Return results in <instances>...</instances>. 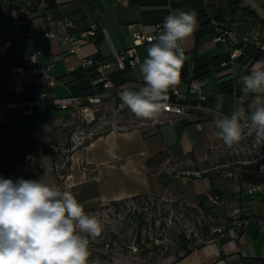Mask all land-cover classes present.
I'll return each mask as SVG.
<instances>
[{
    "label": "crops",
    "instance_id": "crops-1",
    "mask_svg": "<svg viewBox=\"0 0 264 264\" xmlns=\"http://www.w3.org/2000/svg\"><path fill=\"white\" fill-rule=\"evenodd\" d=\"M3 3L10 4V12L14 6H29L41 28L55 34V37L42 41L38 48L40 63H53L49 74L57 84L51 95H55L53 92L62 85L65 91L62 96L70 94L69 74L81 68L78 65L82 58L92 56L108 61L115 53L133 45L129 25L150 32L155 25L162 27L164 18L175 10H196L198 28L185 42V82L179 83L186 84L195 78V58L206 56L221 60L204 77L207 82L202 90L205 98L202 105L206 110L191 109L189 118L175 119L154 129L136 126L96 135L79 146H72L63 170L58 172L52 167L50 170L48 165L45 168L41 166L43 161L55 163H51L49 156L42 152L48 149L56 151L61 147L69 151V133L78 129L82 122L78 113L73 111L53 118L49 111L52 105L45 102L32 116L26 117V120L36 118L37 113L43 110L46 113L45 122L37 126L39 138L35 140L16 143L24 118L10 124L0 120L1 173L4 178L15 181L25 179V166L33 167L28 179L43 178L51 186L71 191L88 214L99 204L142 195L173 198L207 196L205 204L210 208H226V214L220 219L225 240H210L170 264H264V225L255 222L264 220V192L248 195L245 191L247 183H242L238 176L195 175L197 177L191 178L193 173L187 170L192 161L204 162L212 154H226L235 147L228 148L215 137L214 117L207 109H215L219 105L220 111L229 115L242 95L240 76L248 74L252 66L258 64L254 62L257 54L251 45L243 47L242 55L230 62V45L214 41L216 32L210 29L209 20L220 21L238 36L249 37L259 29L264 39V0H0V6ZM11 15L0 26L11 34H17L18 23ZM46 16L55 20L68 18L78 31L93 26L95 34L88 37L89 42L79 53H71L70 43L57 36L58 22L46 23ZM112 45L114 50L110 47ZM141 46H137L136 51ZM29 51L22 39L7 38L0 42V73H7L8 83L16 90L8 97L0 84V100H24L29 96L24 91V82H30L33 76L20 61V55ZM145 58L142 56L139 62ZM120 79H123L119 84L122 88L126 86L135 90L142 86L139 64L121 73ZM183 101L196 105L198 98L189 93ZM25 128H29L28 122ZM25 157L30 161L25 163ZM217 180L223 184L218 185ZM211 191L218 192L219 198L211 197ZM231 208L240 209L241 216L248 220L247 226L233 241L227 237V231L232 227L229 219ZM88 264L102 263L90 254Z\"/></svg>",
    "mask_w": 264,
    "mask_h": 264
},
{
    "label": "clouds",
    "instance_id": "clouds-1",
    "mask_svg": "<svg viewBox=\"0 0 264 264\" xmlns=\"http://www.w3.org/2000/svg\"><path fill=\"white\" fill-rule=\"evenodd\" d=\"M198 13L175 10L152 37L139 63L143 84L123 87L120 100L137 118L157 122L168 107L169 90L180 82L185 42L198 28ZM114 50V45L110 46ZM242 95L229 115L211 112L215 137L228 148L245 137L264 142V62L240 76ZM102 231L71 192L41 180L0 177V264H88L90 237Z\"/></svg>",
    "mask_w": 264,
    "mask_h": 264
},
{
    "label": "rangeland",
    "instance_id": "rangeland-1",
    "mask_svg": "<svg viewBox=\"0 0 264 264\" xmlns=\"http://www.w3.org/2000/svg\"><path fill=\"white\" fill-rule=\"evenodd\" d=\"M0 8L1 25L12 11L10 12V4L7 3H3ZM149 46L150 44H146L138 48L139 60L142 56L147 57ZM78 66H81V60ZM7 77L6 72H1L0 84L2 91L11 97L16 90L8 83ZM63 89L64 87L59 85L53 96H62L65 93ZM49 111L54 118L67 115L72 109H57L51 106ZM45 114L43 110L37 113L36 118H24L16 143H19V140L39 138L37 126L45 122ZM148 121L137 118L124 105L119 106L115 101L104 100L97 106L92 122H82L78 129L69 133V151H65L64 147L57 149L53 152L54 165L43 161L41 166L45 168L48 165L50 170L52 167L54 171L61 172L63 164L67 162L73 150L72 146H79L88 139L109 131L136 126L147 127ZM27 122L28 129L25 128ZM259 161L261 167L264 166V142L257 143L254 137H247L226 154H212L204 162L192 161L187 170L193 173L190 174L193 178L225 177L229 172H240V166L244 164ZM216 183L223 184L219 180ZM197 198L187 195L179 198L142 195L121 201L118 205L99 204L89 214L95 216L102 225L100 235L94 239L90 237V254L102 264H170L176 261L182 254L179 235L185 237L188 247L196 248L210 241L216 229H222L220 219L226 214V208L221 206L213 209L208 204L199 206ZM229 211L231 215L233 208ZM217 238L220 240L225 236L218 234Z\"/></svg>",
    "mask_w": 264,
    "mask_h": 264
},
{
    "label": "built area",
    "instance_id": "built-area-1",
    "mask_svg": "<svg viewBox=\"0 0 264 264\" xmlns=\"http://www.w3.org/2000/svg\"><path fill=\"white\" fill-rule=\"evenodd\" d=\"M11 14L18 23V32L17 34H11L9 30L0 26V42L5 41L7 38L22 39L25 42L30 51L27 54L20 55V61L23 67L31 72L33 79L30 82H24V90L29 93L27 99L0 100V120L5 124L14 123L20 118L32 116L38 107L45 102H50L57 109H72L74 113H78L81 122L87 124L94 120L97 106L102 104L104 100H112L119 106H122L123 103L118 95L122 87L114 83L111 75L125 69H134L139 64L136 51L137 46L149 44L150 39L162 31L160 24L155 25L154 29L150 32L143 31L135 25H129L128 28L133 39L131 47L115 53L108 61H98L92 56L84 57L81 60V67L83 69L93 67L95 78L91 79V85L99 86L101 88L99 93L84 98L71 94L67 96H53L51 95L52 89L57 84V81L52 79L49 74L53 63L50 62L45 65L40 63L38 45L46 39L55 37V34L41 28V24L33 18L29 6H14ZM44 20L49 24L58 22L59 33L57 36L63 41L70 43L71 53H79L80 49L89 42L88 37L95 34L93 26L86 30L78 31L75 24L68 18L55 20L51 16H46ZM209 27L216 32L214 38L216 43L230 45V62L235 61L242 55L243 47L250 45L257 54L254 62H264V39H262L259 29L249 37H246L238 36L234 32L227 30L224 24L216 19L209 21ZM206 82L205 78H192L186 84L178 83L174 90L170 89L174 100L168 101V107L163 111L157 122L149 120L146 126L154 129L162 124L171 123L175 119L189 118L191 109L206 110L202 105L205 100L202 90ZM189 93L197 96L198 103L196 105H189L183 101L185 95ZM24 161L27 163L30 161V158L25 157ZM1 171L2 167L0 165V177H3ZM27 171L28 168L25 166L23 174H26ZM261 172L264 174V166L261 167ZM239 175L240 172L235 171L233 173L229 172L225 176L239 177ZM245 191L248 195L256 192L262 193L264 192V183L247 184ZM230 216L232 227L228 229L227 237L233 241V239L238 237L240 230L247 226L248 220L241 216L240 209L238 208L233 209ZM255 222L258 225H264V220H255ZM215 232L222 237L225 236L224 229H216Z\"/></svg>",
    "mask_w": 264,
    "mask_h": 264
},
{
    "label": "trees",
    "instance_id": "trees-1",
    "mask_svg": "<svg viewBox=\"0 0 264 264\" xmlns=\"http://www.w3.org/2000/svg\"><path fill=\"white\" fill-rule=\"evenodd\" d=\"M95 59L98 61H105V59H101L99 57H97ZM194 63H195V68H194L195 78H204V77H207L211 73L212 68L215 65L221 63V60H217V57L208 58L206 56H202L199 58H195ZM126 70H128V69L115 72L111 75V77H112V79L116 85L123 83V79H120V77H121V73L125 72ZM185 71H186V63H183L182 67H181V72H180V82H185V78H184L185 77ZM69 76L71 77V80L68 82V86H69V90H70L71 95L84 98V97H88V96H93V95H95L101 91V88L99 86H92L91 85V79L95 78V72L93 70V67H89L87 69H83L81 67V68L71 72L69 74ZM142 83H143V80H142ZM168 96H169L168 101L174 100V97L171 95L170 92L168 93ZM67 148H69V147L67 146ZM53 152L54 151L51 149L44 150L42 152L43 154H47L49 156L51 163L55 162ZM240 169L241 170H240L239 178H240V181L242 183H247V184L264 183V174H262V172H261V161L244 164V165L240 166ZM32 170H33V167H28L27 173L23 174L25 179H28V177H29L28 175ZM191 178H193V177H191ZM218 195H219V193L216 191L210 192V196L213 198L218 197ZM137 197H139V196L132 197L129 199H133V198H137ZM197 199H198V205L203 206V204H205L206 201L208 200V197L207 196H200ZM125 200H127V199H125ZM125 200H122V201H125ZM119 202H121V201H119ZM119 202H112L111 204L112 205H118ZM139 227L141 228V223L139 224ZM217 237H218V233H214L212 235L211 240H215V239H217ZM178 240L181 243L182 254L180 256H178L176 260H179L183 256L188 255L193 249H195V248L188 247V241L185 239L184 236L179 235ZM223 240H225V238ZM196 248H198V247H196Z\"/></svg>",
    "mask_w": 264,
    "mask_h": 264
}]
</instances>
